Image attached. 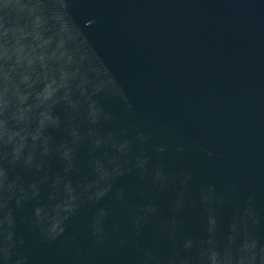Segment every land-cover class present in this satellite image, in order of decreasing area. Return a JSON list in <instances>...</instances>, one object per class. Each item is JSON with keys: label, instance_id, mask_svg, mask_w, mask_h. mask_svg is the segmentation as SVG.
Masks as SVG:
<instances>
[{"label": "water", "instance_id": "95a60500", "mask_svg": "<svg viewBox=\"0 0 264 264\" xmlns=\"http://www.w3.org/2000/svg\"><path fill=\"white\" fill-rule=\"evenodd\" d=\"M0 264H264V0H0Z\"/></svg>", "mask_w": 264, "mask_h": 264}]
</instances>
